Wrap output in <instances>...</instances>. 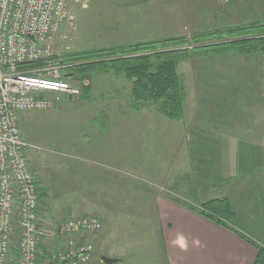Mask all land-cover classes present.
Listing matches in <instances>:
<instances>
[{
    "label": "rangeland",
    "instance_id": "obj_1",
    "mask_svg": "<svg viewBox=\"0 0 264 264\" xmlns=\"http://www.w3.org/2000/svg\"><path fill=\"white\" fill-rule=\"evenodd\" d=\"M69 11L57 39L62 57L170 38H185L192 51L226 35L212 33L264 23V0H70ZM178 72L187 94L181 120L155 104L136 105L123 73L94 71L81 81L88 83L84 95L52 96L48 109L19 117L22 137L34 147L27 158L49 231L40 252L50 258L38 264H56L52 255L73 236L61 234L62 226L88 216L102 223L96 246L90 239L78 244H93L89 264L116 256L158 264L157 197L198 206L189 188L196 194L212 182L224 192L264 184L260 160L248 157L264 154V53L192 56ZM243 159L252 168H239Z\"/></svg>",
    "mask_w": 264,
    "mask_h": 264
},
{
    "label": "built area",
    "instance_id": "obj_2",
    "mask_svg": "<svg viewBox=\"0 0 264 264\" xmlns=\"http://www.w3.org/2000/svg\"><path fill=\"white\" fill-rule=\"evenodd\" d=\"M69 3L0 0V264H38L43 244L39 184L27 158L34 147L23 139L19 117L48 109L52 96L78 98L88 87L68 75L72 65L57 51ZM101 228L97 217H79L60 233L94 235ZM93 253V244L69 245L52 256L56 264H89Z\"/></svg>",
    "mask_w": 264,
    "mask_h": 264
},
{
    "label": "trees",
    "instance_id": "obj_3",
    "mask_svg": "<svg viewBox=\"0 0 264 264\" xmlns=\"http://www.w3.org/2000/svg\"><path fill=\"white\" fill-rule=\"evenodd\" d=\"M257 24L212 33L226 35H222L223 38L217 36L218 40L223 39L218 44L197 45L192 51L185 48V38H170L64 56L63 60L72 65L71 74L76 82L89 78L91 71L123 73L132 82L131 98L136 105L155 104L167 118L181 120L187 94L178 72L179 65L192 56L213 53H264V23ZM188 208L221 226L230 228L228 224L233 225L235 212L227 199L212 200L198 206L191 204ZM254 264H264V249L260 248Z\"/></svg>",
    "mask_w": 264,
    "mask_h": 264
},
{
    "label": "crops",
    "instance_id": "obj_4",
    "mask_svg": "<svg viewBox=\"0 0 264 264\" xmlns=\"http://www.w3.org/2000/svg\"><path fill=\"white\" fill-rule=\"evenodd\" d=\"M249 143L255 144L254 142ZM248 157L253 164L260 160L257 168L264 170V154L252 152ZM238 166L239 168H252L246 159H243L242 165ZM243 175L247 176L249 173H241L232 177L227 175L225 178H236ZM220 181L222 179L216 182ZM208 184L209 186H205L201 192L196 194L189 188V196H199L201 204L212 200L227 199L235 212L233 225L228 224L230 228H227L216 224L202 214L189 209L188 204L186 206L184 202H178L172 197H157L154 201L156 215L161 228L164 229L163 235L161 229L159 238L164 251L161 256L160 254L158 256V264H254L260 248L264 249V184L259 187L253 186V190H250L251 183L249 188L245 186L246 184L236 185L228 192L216 188L217 184L213 182ZM177 198L183 201V197ZM188 203L194 206L193 201L189 200ZM42 222L40 218L42 238L46 239V234H49V231L44 229ZM56 232L57 230L55 235ZM93 236L83 233L71 236L68 241L71 246H77L90 239L95 242L96 246L97 236ZM45 239H43L44 244L41 245V250L42 246L48 244L44 242ZM15 243L14 240L13 246ZM62 245V247L67 246L66 242ZM16 257L17 252L13 249V258ZM42 258L49 260L50 256L46 258L42 251L40 262ZM114 259L119 260L117 264H127L128 262L121 256H116Z\"/></svg>",
    "mask_w": 264,
    "mask_h": 264
},
{
    "label": "water",
    "instance_id": "obj_5",
    "mask_svg": "<svg viewBox=\"0 0 264 264\" xmlns=\"http://www.w3.org/2000/svg\"><path fill=\"white\" fill-rule=\"evenodd\" d=\"M69 100H72V98H69ZM101 260L104 264H117L119 262L118 259L108 258V257H102Z\"/></svg>",
    "mask_w": 264,
    "mask_h": 264
}]
</instances>
